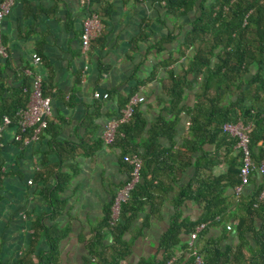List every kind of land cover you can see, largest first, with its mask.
<instances>
[{
    "label": "trees",
    "instance_id": "16d2710c",
    "mask_svg": "<svg viewBox=\"0 0 264 264\" xmlns=\"http://www.w3.org/2000/svg\"><path fill=\"white\" fill-rule=\"evenodd\" d=\"M113 1L116 0H85V9L89 17L95 15L104 25L114 10ZM156 2L174 19V29L149 45L147 52L159 55L165 45L177 46L166 59L153 66L146 80L138 81L128 95L119 99L117 118L140 87L155 80L165 97L159 99L163 109L148 122L141 102H137L129 120L118 125L113 141L108 144L119 150L118 163L127 175L122 188L132 180L134 168L124 162V156L140 159L139 181L120 204L116 219L113 207L117 195L106 205L94 236L87 241L88 254L93 264H119L129 258L134 240L149 226L152 217L161 219L162 208L172 194L173 213L158 241L159 256L141 259L138 264H264V178L254 172L242 192H236L241 182L242 154L237 148L238 138L226 130L227 126L236 125L245 129L253 162L259 165L264 161V0ZM101 36L103 29L92 41H102ZM147 40V34L142 32L132 42L133 51ZM36 56L41 59L39 53ZM161 71L165 75L159 78ZM50 89V83H42L45 97H49ZM31 90L27 77L19 88L12 90L0 78V123L8 117L9 126L17 127L18 112L27 107ZM188 94L194 96L192 104L186 103ZM184 117L188 125L178 145L175 138ZM86 125L88 135L77 145L56 141L53 133L56 129L49 122L40 135V138L47 133L52 135L50 153L58 157V163L45 167L36 177L43 183L50 177L55 178L53 188L44 191L52 207L51 218L63 213L64 201L58 194L73 179V175L61 172L59 165L80 152L91 156L105 144L102 137H96L97 129L91 117ZM163 138L170 141L169 148L162 146ZM222 166L225 170L216 174ZM188 169H193L192 176L179 186ZM77 173L75 169L74 174ZM3 177L0 166V186ZM186 203L200 207L197 219L183 216L181 207ZM141 215L144 216L142 227L135 229L136 233L128 240L127 234L134 230ZM229 224L231 230L226 229ZM33 230L28 255L35 251L39 239L45 237L48 250L38 255L36 264H60V244L69 229L38 220ZM213 231L218 235H213ZM194 233L196 239L189 246V239L186 243L183 238H190ZM108 238L110 241L106 243ZM231 238L235 240L233 243H229ZM16 264L35 263L25 255Z\"/></svg>",
    "mask_w": 264,
    "mask_h": 264
},
{
    "label": "crops",
    "instance_id": "0c3cea01",
    "mask_svg": "<svg viewBox=\"0 0 264 264\" xmlns=\"http://www.w3.org/2000/svg\"><path fill=\"white\" fill-rule=\"evenodd\" d=\"M85 3V0H16L10 14L0 24L7 48V57L0 59V78L11 90L19 88L24 77L31 84L36 76L42 83H50L48 122L56 129L53 132L56 141L74 145L88 135L86 124L90 117L96 125V137H102L108 121L118 117L119 99L128 95L138 81L146 80L153 66L166 59L177 46L167 44L159 55L147 52L149 45L174 29V19L166 15L156 0L139 3L116 0L112 2V14L103 25V40L92 41L84 51L83 24L89 17ZM142 32L147 34L148 40L133 51L132 42ZM37 53L41 57L39 63L35 62ZM164 75L161 71L159 78ZM95 93H111L112 96L95 98ZM134 97L141 102L148 122L161 113L163 103L159 99L165 97L156 80L141 86ZM193 102V94H188L186 103ZM187 125V118H182L175 138L178 145L182 143ZM16 131L15 126L4 127L0 145V166L4 173L0 186V262L16 264L27 255L29 261L37 263L38 255L48 250L45 237L39 239L33 253L28 255V251L32 246L34 223L41 220L46 225L58 224L69 229L60 244V264H93L87 241L94 236L106 205L127 180L118 163L119 150L104 144L91 156L79 151L72 160L62 162L59 170L73 175V179L58 194L64 201L63 213L51 218L52 207L44 191L53 188L55 178L50 177L43 183L36 177L45 167L58 163L56 154L50 153L52 135L47 133L38 141L22 145L14 140ZM160 142L163 147H170L168 139ZM75 169L77 174H74ZM224 170L222 166L216 174ZM192 174L193 169H188L178 185L187 183ZM172 196H168L162 208L161 219H150L149 226L134 240L132 255L119 264H138L141 259L159 256L158 241L173 213ZM181 211L184 217L194 220L201 214L195 203H186ZM143 217L141 215L134 230L127 234L128 240L136 233L135 229L142 227ZM213 235L218 233L213 231ZM188 239L185 237L183 241L187 243ZM109 241L108 238L106 243ZM234 241L231 238L229 243Z\"/></svg>",
    "mask_w": 264,
    "mask_h": 264
},
{
    "label": "built area",
    "instance_id": "2783aa9c",
    "mask_svg": "<svg viewBox=\"0 0 264 264\" xmlns=\"http://www.w3.org/2000/svg\"><path fill=\"white\" fill-rule=\"evenodd\" d=\"M16 0H3L0 4V24L1 21L10 14ZM103 29V25L100 20L94 15L88 17L83 24V36H82V49L86 51L92 40L96 39ZM0 57H7V48L3 42L1 29H0ZM35 62L39 63L40 58L36 57ZM95 98L107 99V94H94ZM138 102L137 97H133L126 108L122 111V116L117 119H112L108 121L105 126V131L102 135V139L105 144H109L113 141L116 129L119 124L125 123L129 120L132 115L133 106ZM51 114V99L45 97L42 90V80L40 77L36 76L32 80V90L30 95V100L25 109H21L18 112L19 120L17 125V131L14 134V140L17 142H22L27 145L31 142L38 141L40 135L48 126V117ZM11 124L8 117H4L0 123V145L3 136V129ZM19 130V131H18ZM226 130L229 131L232 136L238 138L237 148L242 154V166L240 168V185L236 188L237 193H241L246 185L249 183V177L252 173L258 172L264 178V161L256 165L250 154L248 148V135L240 125L227 126ZM22 134H26L22 136ZM124 162L133 165L132 180L127 183L117 194L115 199V204L113 207V218L116 219L119 214V207L122 202H124L134 187V185L139 181V171L141 167V161L138 157L124 156ZM264 197V191L262 193ZM203 226L198 228L199 231ZM227 230H230V226H227ZM196 239V233L192 234L189 238V246H193ZM200 259H197V263Z\"/></svg>",
    "mask_w": 264,
    "mask_h": 264
}]
</instances>
